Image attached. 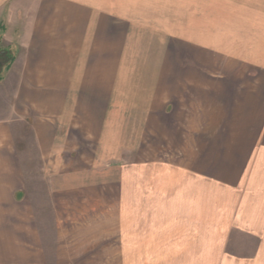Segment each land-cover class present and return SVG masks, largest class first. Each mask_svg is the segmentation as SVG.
I'll return each mask as SVG.
<instances>
[{"label":"crops","instance_id":"crops-1","mask_svg":"<svg viewBox=\"0 0 264 264\" xmlns=\"http://www.w3.org/2000/svg\"><path fill=\"white\" fill-rule=\"evenodd\" d=\"M5 53L0 186L22 176L27 150L15 143L17 125L29 132L43 166L52 168L59 154L84 146L77 136L103 145L108 74L121 88L124 72L152 73L155 81L156 74L171 71L169 58L199 57V81L187 87L199 95L187 97L199 105L189 108L196 125L173 126L184 138L199 134V178H170L171 200L190 198L199 208L195 264L206 262L199 258L264 264V0H0V55ZM113 74H120V85ZM193 165L180 160V168ZM126 200L131 204L121 203L115 238L122 250L134 248L137 232L129 209L134 194ZM87 210H54L57 240L49 262L34 231L19 233L0 219V264H83L76 258L89 250L93 226L66 223H75L73 211L81 216ZM107 237L104 231L98 239Z\"/></svg>","mask_w":264,"mask_h":264},{"label":"rangeland","instance_id":"rangeland-1","mask_svg":"<svg viewBox=\"0 0 264 264\" xmlns=\"http://www.w3.org/2000/svg\"><path fill=\"white\" fill-rule=\"evenodd\" d=\"M8 60V54L0 55V68ZM169 61L171 71L156 74L155 81L152 73L124 72L121 88H115L108 74V89L103 91L108 110L103 145L77 136V142L84 146L76 154H59V163L52 168L43 166L29 132L17 125L15 143L27 151L21 153L22 176H12L11 185L0 186L1 214H5L0 219L19 233L34 231L42 242L40 253L46 262L53 259L57 240L54 210L73 207L76 212L88 210L81 216H74L77 213L73 211L71 220L75 223L66 225L75 226L80 221L83 224L78 226H93L89 250L76 258L84 259L83 264H195L199 208L190 198L171 200L174 190L170 178L185 173L199 178V134L184 138L173 128L196 125L189 108L196 110L199 105L188 104L187 97L199 95H190L196 89L187 87L199 81V57H173ZM180 63L186 69L182 70ZM113 76H118L116 84L120 85V74ZM167 106L170 114L160 111ZM181 146L188 152L181 153ZM185 159L194 161L195 166L180 168V160ZM68 185L73 189L69 191ZM68 193L75 197H67ZM9 194L13 195L10 199ZM131 194L135 200L129 209L137 232L134 248L123 251L115 243L117 221L121 219V203L131 204L126 200ZM89 195L92 200L87 199ZM104 231L107 239L99 240ZM199 260L208 264L207 258Z\"/></svg>","mask_w":264,"mask_h":264}]
</instances>
